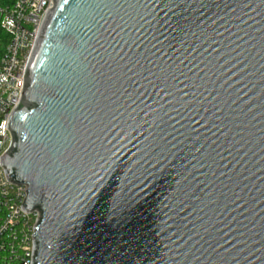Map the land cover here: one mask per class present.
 <instances>
[{
	"label": "water",
	"instance_id": "obj_1",
	"mask_svg": "<svg viewBox=\"0 0 264 264\" xmlns=\"http://www.w3.org/2000/svg\"><path fill=\"white\" fill-rule=\"evenodd\" d=\"M3 157L34 264H264V0H53Z\"/></svg>",
	"mask_w": 264,
	"mask_h": 264
},
{
	"label": "built area",
	"instance_id": "obj_2",
	"mask_svg": "<svg viewBox=\"0 0 264 264\" xmlns=\"http://www.w3.org/2000/svg\"><path fill=\"white\" fill-rule=\"evenodd\" d=\"M53 4V0H0V264H34L39 210L23 207L28 186L9 180L3 157L12 143L8 124L23 97L26 67Z\"/></svg>",
	"mask_w": 264,
	"mask_h": 264
},
{
	"label": "trees",
	"instance_id": "obj_3",
	"mask_svg": "<svg viewBox=\"0 0 264 264\" xmlns=\"http://www.w3.org/2000/svg\"><path fill=\"white\" fill-rule=\"evenodd\" d=\"M1 32H2V31L0 30V34H1Z\"/></svg>",
	"mask_w": 264,
	"mask_h": 264
}]
</instances>
